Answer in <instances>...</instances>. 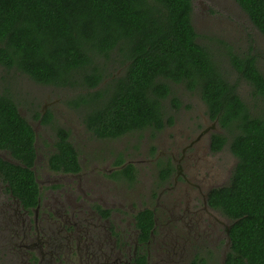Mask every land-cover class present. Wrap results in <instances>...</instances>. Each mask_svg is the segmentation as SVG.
Instances as JSON below:
<instances>
[{"label": "trees", "instance_id": "1", "mask_svg": "<svg viewBox=\"0 0 264 264\" xmlns=\"http://www.w3.org/2000/svg\"><path fill=\"white\" fill-rule=\"evenodd\" d=\"M236 1L264 35V0ZM191 12L192 0H0V64L43 84L81 85L85 91L71 101L86 106L84 125L98 138L170 124L163 105L171 91L167 81L199 91L209 118L223 130L211 134V150L228 144L236 158L227 183L208 192V204L230 219L223 264H264V75L254 56L231 55V65L262 100L252 112L237 83L197 42ZM116 57L124 68L107 77L98 63ZM35 140L14 99L0 94V149L13 160L0 156V177L26 205L39 195L32 169ZM53 147L47 157L51 170H79L68 129L56 127ZM170 167H161L160 176ZM134 173L127 163L112 175L131 179ZM137 220L148 234L152 212L141 210Z\"/></svg>", "mask_w": 264, "mask_h": 264}, {"label": "rangeland", "instance_id": "2", "mask_svg": "<svg viewBox=\"0 0 264 264\" xmlns=\"http://www.w3.org/2000/svg\"><path fill=\"white\" fill-rule=\"evenodd\" d=\"M191 22L197 33V42L210 50L224 76L237 83V91L246 105L252 112L260 110L262 100L253 94L251 84L237 73L230 62L231 55H252L258 70L264 75V35L253 25L246 12L236 0H192ZM117 58L99 61L107 77L118 75L123 70L124 66ZM167 82L171 91L163 100V105L165 117H172L170 124L159 131L147 127L117 138H98L84 125L86 106H75L71 101L85 91L81 85L43 84L17 69L0 64V94H8L14 99L19 112L35 131L37 157L33 170L42 195L41 203L46 212H52L53 217H43L42 224L38 226L40 228L50 222L49 232H45L44 236L48 246L37 241L36 246L29 247L19 240L10 239L8 232L13 224L6 222L7 225L3 226L0 222V264H83L84 259L89 261L74 244L71 230L62 227L57 230L62 216L68 227L72 226V220L64 217L59 200L71 202L69 198L77 194L75 199L79 205L81 192H87L82 195L87 204L100 202L98 194L106 199L114 210L112 221L119 229L128 225V243H132L134 238V211L145 206L155 209L157 225L152 247L150 245V264H191L195 256L200 260L199 264H223L229 248L226 229L230 219L220 211L208 209L197 212L194 219H188L190 212L186 214V209L193 210L204 203L198 192H190V185L184 181L176 183L171 177L161 182L157 161L162 162L173 155L174 159L168 162L175 166L182 157V147L187 144L185 156L189 161L186 172L193 176L192 181L212 177L226 183L236 158L228 144L218 153L203 151L208 135L222 129L209 118L199 91H190L180 83ZM44 115L45 121H42L41 116ZM58 126L70 132V140L82 165L79 176L53 172L48 168L47 157L54 149ZM194 135L197 139L201 137L202 143L197 145L199 150L191 146ZM0 156L11 159L6 151L0 150ZM118 161H122L119 167L133 164L134 180L128 182L110 176L119 165ZM182 162L186 160L182 159ZM78 182H81V191L77 190ZM4 200L9 204L6 209ZM85 202L83 207L76 206V210L80 209L81 217L89 221L91 215L84 208ZM16 208V202L8 197L5 185L0 182V218ZM14 226L20 228L19 225ZM101 257L98 252L97 258L87 263L95 264ZM109 259L112 263L115 259L113 253Z\"/></svg>", "mask_w": 264, "mask_h": 264}, {"label": "flooded vegetation", "instance_id": "3", "mask_svg": "<svg viewBox=\"0 0 264 264\" xmlns=\"http://www.w3.org/2000/svg\"><path fill=\"white\" fill-rule=\"evenodd\" d=\"M222 131L223 130H221V132ZM213 132H220V130ZM213 132H211L208 135L207 145L204 143V147L202 149L203 151H209L210 153H218L220 150L213 151L210 148V142H211L210 137ZM192 139L193 142L191 143V146L194 147V150H199L197 145L202 143L201 137L197 139V135L196 136L194 135ZM187 146H188L187 144H184V147H182L180 153V156H182L180 161L177 164H175V166L171 165L170 171L165 178L160 176L161 167L166 166L168 164V161L174 159V156L173 155H171V157L167 156L165 160L162 162L157 161L158 178L163 183L168 178L171 177L173 178V181H175L176 183L184 181L187 183V185H190V189H191L190 192L192 191L198 192L201 202L204 203V205L196 207V209L193 210H191L189 207L186 209V214L190 212L188 219L190 218L194 219L197 215V212L201 210L208 209L213 212L219 211L208 204V192L213 187L222 186L227 182L221 183L220 181L212 177H202V178L200 177L199 179L194 178L195 181H192L193 176H191L189 173L186 172V169L188 168L187 162L189 161V158H186L185 156ZM1 151H5V150H1ZM36 157H37V149H36ZM36 157L34 159V164ZM182 159H185L186 162H182ZM7 160L13 161L12 158ZM78 162L80 166L79 170L73 172L54 171L51 170L49 167L48 168L53 172H59L66 175L79 176L80 175L79 173L81 172L82 169V165L79 161V157H78ZM195 162L196 161L194 160V164ZM119 166L120 165H117V168ZM114 170L110 173V176L113 178H118L120 180H124L128 182L135 179V173L133 174V177L131 179H129L125 175L113 176L112 173L114 172ZM228 178L227 181L229 180ZM35 180L37 182L36 175H35ZM0 182L5 185L6 191L8 192V197H10L11 200H14L17 205V208L14 212L12 213L8 212L7 213L8 215H5L4 217L0 218V222L3 226L7 225L6 222L13 224L8 232V234L10 233V239L19 240L20 243L23 242L25 245H28L29 247L36 246L37 241H39V243L43 242L46 244L44 240V236L46 235L45 232H49L50 222H48L46 226L40 228H38V226L42 224L43 217L44 219L47 218L52 219L53 217H52V212L49 210L48 212H46L43 203H41L42 195L40 193L39 186H38L39 195L37 196L36 203L34 205H26L19 199L18 196H16V194L9 188L8 183L4 182L1 177H0ZM80 187H81V182H78L77 190H80ZM81 193L82 194L79 196L82 199L79 205L75 199L78 196L77 194L74 195L73 198H69L71 199V202H67V200L66 202L59 200V205L63 208L62 211H64L63 215L64 217L66 216L72 220L71 223L72 226L68 227V224L65 223V220H63V216H62V219L57 227V230H59L61 227L66 230L68 229L71 230L70 232L72 234H70V237L74 239V244L77 245V248L82 251V255L87 259H89V261L96 259L97 253L99 252L102 257L101 259L97 260L95 264H150V258H151L150 245L152 247L151 242L156 233V225H157L155 209L145 206L134 211V213L132 214V227L134 231V238L132 243L131 242L128 243L127 242L128 232L126 229L128 225L126 224L127 227L122 226V228L119 229L117 223L115 221H112L114 210L113 208H110L111 206L108 205L106 199L103 198L100 194H98L97 197L100 199L99 200L100 202H91L87 204L85 202L86 199L82 197V195H86L87 192H81ZM65 197L68 199V194H66ZM3 202H4V209L8 208L9 204L5 202V200ZM84 202H85L84 208H86V211L91 215L89 221H87L85 217L84 218L81 217L80 209L76 210V206L83 207ZM65 203L69 206H67ZM68 207H70L69 211H67ZM144 209H149L152 212V221H153L152 227L149 229V232L146 235L142 234V230L139 228L138 220H137V216L139 212ZM84 223L86 224L83 225ZM119 223H122V221L119 220ZM14 224L19 225L20 228L16 229ZM226 230L228 235L229 227ZM31 231L32 234L30 233ZM75 253L76 255H78L77 250H75ZM111 253H113V256H115V259L112 261V263L109 262L110 260L109 255ZM193 259L195 261V264H199L200 260L196 256ZM89 261L84 259L83 264H90L87 263ZM70 264L73 263L70 262Z\"/></svg>", "mask_w": 264, "mask_h": 264}]
</instances>
